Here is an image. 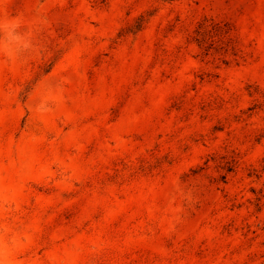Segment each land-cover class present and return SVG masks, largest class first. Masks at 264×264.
I'll return each mask as SVG.
<instances>
[{
	"label": "rangeland",
	"instance_id": "374dc122",
	"mask_svg": "<svg viewBox=\"0 0 264 264\" xmlns=\"http://www.w3.org/2000/svg\"><path fill=\"white\" fill-rule=\"evenodd\" d=\"M0 264H264V0H0Z\"/></svg>",
	"mask_w": 264,
	"mask_h": 264
}]
</instances>
